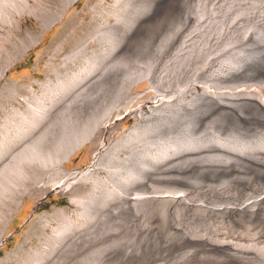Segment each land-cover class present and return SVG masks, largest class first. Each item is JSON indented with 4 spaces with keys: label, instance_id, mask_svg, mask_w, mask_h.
Instances as JSON below:
<instances>
[{
    "label": "bare ground",
    "instance_id": "1",
    "mask_svg": "<svg viewBox=\"0 0 264 264\" xmlns=\"http://www.w3.org/2000/svg\"><path fill=\"white\" fill-rule=\"evenodd\" d=\"M51 1L23 0L24 5L15 17L12 12L15 4L0 0V19L8 22L10 34L13 28L21 26V19L27 14L42 18V27L46 28L77 0H62L59 7L51 5ZM162 1L115 0L118 12L114 20L109 22L107 18L108 22L97 31L106 44L90 53L102 58V62L98 66L97 62L91 63L96 67L79 81L65 103L75 112L65 113L66 109L37 136L27 134L33 138H28L21 150L29 167L14 169L17 175L9 179L12 192L3 200L8 211L2 220L0 245L5 241L3 233L33 187L41 184L54 191L67 192L77 182L84 181L98 190L107 182L99 173L103 167L111 173L109 180L115 187L117 214L128 211L131 214L127 246L120 236L122 232L114 235L109 256H123L140 264H264V128L263 134L254 139H246L245 135L225 138L209 122L211 125L203 135L193 118L196 108H212L211 105L213 109L232 114L243 109L253 111L264 118V85L259 91L238 90L236 85L235 92H228L229 88L220 90L264 56V0H183L184 26L173 35L178 41L157 43L144 58H117L127 50L125 40L132 29L152 18L155 6ZM185 28L188 29L184 32ZM42 36V31H33L9 41L6 35L0 34V77ZM20 43L22 48L16 50ZM215 65L220 66L216 72L212 70ZM145 78L152 81L156 95L132 109L133 101L139 96L133 87ZM56 83L63 86L60 80ZM25 87L29 92L35 90L32 84ZM31 106L38 111L46 109L42 104ZM145 109L150 114L145 119L139 117L125 137L113 139L109 144L101 141L92 165L67 169L65 162L82 145L93 140L100 126L107 128L127 113L142 116ZM125 149L127 152L122 153ZM9 163L4 167H10ZM11 171L10 167L2 172L5 175ZM107 191L112 192L109 188ZM79 261H84L83 256Z\"/></svg>",
    "mask_w": 264,
    "mask_h": 264
},
{
    "label": "rangeland",
    "instance_id": "2",
    "mask_svg": "<svg viewBox=\"0 0 264 264\" xmlns=\"http://www.w3.org/2000/svg\"><path fill=\"white\" fill-rule=\"evenodd\" d=\"M34 1L35 0H29L30 3H34ZM61 1L62 0H52L51 5H54V7H59ZM10 2L15 4V8L12 10V12L15 17H17L18 10H20L24 5L23 0H10ZM164 2L165 0H163L161 4L155 6L153 10L154 15L149 19L150 21L146 20V22L142 23V25L132 29L130 36L125 40V46L127 49L123 52L125 54L122 53L121 55L117 56V58H120V60L121 58L122 60H126L124 58H127L128 60L133 57L144 58L151 52V49L155 48L159 43L165 42L167 40H179V38H175L173 35L178 31L177 29L184 26L183 7H185V2L183 0H179V2L166 0L165 4ZM117 12L118 7L115 3V0H77L65 10L63 16L51 26L44 28L42 27V18L33 14H27L25 18L21 19V26L13 28L11 34L7 32V27L9 26L8 22L5 19H0V34L6 35V38L8 37L9 41L13 37H21L30 34L33 31H42L43 33L41 40L30 47L23 56L17 59L15 63L7 69V73L4 77H0V230L2 229L3 216L8 211V206L4 204L3 200H5L4 198L8 196V193L12 192V188L9 187V179L11 177H15V174L17 173L15 171L16 168L25 169L29 167L21 148L28 142L26 141L28 138L31 139L33 136H37L40 131L42 132L45 127L47 128V126L57 119V116L64 113L66 109L67 110L65 113L75 112V109L70 108L72 109L70 110L68 107H66V104L69 101L68 98L70 99L73 95L74 88H76V85H78L79 81L83 79L90 71H92L94 67H96L91 63L97 62L96 64L98 66L102 62V58H97V56L94 57L93 54L91 55L90 53L92 50H99L105 46L106 41L98 36L97 31H99V27H101L104 23H107L108 20L109 22H112L114 20L113 16ZM125 24H127V22ZM186 29L188 28H185L183 31L185 32ZM167 32H171L169 33L170 35ZM159 33L161 34L160 37H158L160 35ZM22 46L23 44H18L16 50H20ZM256 62L252 67L238 74L236 79L235 77L231 79L232 81L227 83L228 85L224 84L220 90H226L229 88V91L227 90L228 92H235L238 89L237 87H239L238 90H261L260 87L264 85V56L259 60H256ZM219 68V65H215L212 70L216 72ZM59 80L61 83H63V86L65 85L64 87H61L58 85V83H56ZM40 83L44 84L41 85ZM27 84H32L35 90L29 92V90L25 87ZM67 85H69L70 88ZM48 87L51 88L48 89ZM64 90H67V92ZM133 92H138L139 96L133 101L131 107L132 109L137 107L139 103L144 104L148 102L156 95L155 89L152 88V81L148 78L142 79L139 83L135 84L133 87ZM54 101L57 104H55ZM32 103L33 105L35 104V106L37 104H42V106L44 105L46 109L44 111H38L37 108L31 106ZM203 107L196 108L193 113V118L198 123V131L203 135L206 133L204 130H207V126L211 125V123H213V127L217 130L219 135H222V137L225 138L234 137L235 135L237 137L242 136L243 138L245 135L244 138L247 137L246 139H254L263 134L262 130L264 128V118L260 115L258 116V114L254 113L253 111H247L243 109V111L232 114L230 112H223L222 110L219 111L215 108L213 109L214 106L212 105L210 106L212 108H208L207 106ZM32 112L33 114H31ZM40 112L43 113L40 115ZM149 114L150 111L147 109L144 110L142 116L136 115L133 112L127 113L124 115V117L116 119V121L107 126V128L106 126H100L97 130H95V136L93 140L86 142L79 149H77L72 155L71 159L65 162V166L69 170H76L92 165L94 163L95 152L101 148L100 146L102 140H104L106 144H109L113 139H122L125 137L130 128L133 127L139 117L145 119ZM21 115H23V117ZM42 115L43 117H41ZM213 117L215 119H213ZM25 118L27 120H24ZM53 118L55 119L53 120ZM219 119L222 120V122ZM1 125H3L2 128ZM231 125L234 126L232 127ZM7 130L9 133L6 132ZM28 133H31L33 136H28ZM23 136H25L26 139H24ZM22 139H24L25 142L24 140L22 141ZM15 149L16 152L13 151ZM126 152V149L122 150V153ZM16 153L18 154V157ZM14 155H16V157H13ZM15 158L17 160H15ZM4 161H10L9 164L12 170L11 173H4L5 175H3L2 171L6 168L10 170V167H4V165L8 163H5ZM102 168L103 167L99 168V173L107 180V182L104 185L101 184L98 190H96L94 186L90 185L88 182L84 181H81L82 183L80 181V183L77 182L72 188L68 189L67 192L54 191L52 188H46L41 184L33 187L32 191H30V193L25 197L22 208L13 216L7 229L3 233V238L6 239L4 243L0 245V264H79L81 262L79 259L82 258V256L84 261L81 263L83 264H97L96 261L102 264H118V262L121 264H140V262H132L123 256H119V258H117V256L111 257L108 255L113 249L112 240L115 238L113 237L114 235H119L122 232L120 236L127 246L129 240L128 235L130 236L129 217L131 214L130 211L123 212V214H117L118 204L113 194L115 187L109 180L111 173L108 172L107 169ZM6 181L9 182V184ZM3 187L5 188L2 190ZM107 188L111 189L112 192H108ZM87 195L88 197H86ZM108 202L111 203V205ZM55 207H60V209L55 210ZM46 213L48 214L46 215ZM61 220H63V223ZM80 220L81 222H79ZM83 225H85L87 228H84ZM89 226H91L93 229ZM66 241L69 242L66 243ZM100 242L101 244H99ZM88 247L91 249L89 250ZM86 249L89 252H87ZM85 252L87 253L85 254ZM93 256H95V258ZM102 258H106V260L102 261ZM124 258H126L127 261L123 260ZM51 260L53 262H51Z\"/></svg>",
    "mask_w": 264,
    "mask_h": 264
},
{
    "label": "water",
    "instance_id": "3",
    "mask_svg": "<svg viewBox=\"0 0 264 264\" xmlns=\"http://www.w3.org/2000/svg\"><path fill=\"white\" fill-rule=\"evenodd\" d=\"M6 238H4V240H5Z\"/></svg>",
    "mask_w": 264,
    "mask_h": 264
}]
</instances>
